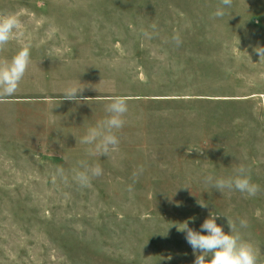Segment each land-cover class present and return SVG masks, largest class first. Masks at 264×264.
Listing matches in <instances>:
<instances>
[{
    "label": "rangeland",
    "instance_id": "1",
    "mask_svg": "<svg viewBox=\"0 0 264 264\" xmlns=\"http://www.w3.org/2000/svg\"><path fill=\"white\" fill-rule=\"evenodd\" d=\"M218 7L0 0L21 20L0 57L32 46L17 92L0 101V264H193L177 225L200 231L210 212L226 233L228 218L246 220L264 264V0H233L223 17ZM79 83L81 100H64ZM113 95L128 112L102 156L81 139ZM82 162L102 168L88 186L73 179ZM241 165L255 196L205 182Z\"/></svg>",
    "mask_w": 264,
    "mask_h": 264
},
{
    "label": "clouds",
    "instance_id": "2",
    "mask_svg": "<svg viewBox=\"0 0 264 264\" xmlns=\"http://www.w3.org/2000/svg\"><path fill=\"white\" fill-rule=\"evenodd\" d=\"M233 0H220L224 7H231ZM224 7H218L214 13L216 17L225 15ZM155 25L152 28L155 29ZM21 31V20L15 12H0V52L5 46L18 36ZM173 40L181 43L179 35H174ZM31 44L24 43L20 50L8 59L0 57V101L13 96L23 79L31 60ZM255 51L259 57H264V47H257ZM82 83L72 84L63 93V99L79 102L81 97L78 93L84 91ZM105 111L107 117L98 121L94 126L87 129L81 143L90 145L102 156L117 148L119 139L117 133L125 125V115L128 112V97L125 95H113L109 98ZM192 150V149H191ZM190 150V151H191ZM83 171H77L73 179L81 186H88L92 177L100 176L102 168L99 164L89 166L82 162ZM58 173L61 179L67 180L63 170ZM205 182L221 193L225 188L235 189L248 196H255L259 191V185L252 182L251 170L241 165L235 169V174L228 178H215L211 173L205 176ZM201 207H207L206 203L200 202ZM220 213L210 212L200 231L189 227L185 221L177 225L178 231L185 232V238L191 245L193 252L197 253L193 264H260V248L252 241L243 238L241 228L247 226V221L241 219L238 228L236 223L228 218L229 232L217 224ZM206 233V234H205Z\"/></svg>",
    "mask_w": 264,
    "mask_h": 264
}]
</instances>
